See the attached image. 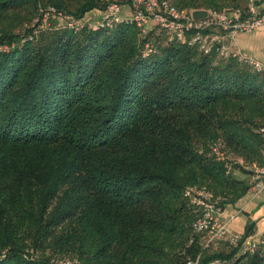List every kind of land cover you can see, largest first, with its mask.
I'll return each mask as SVG.
<instances>
[{
	"label": "trees",
	"instance_id": "1",
	"mask_svg": "<svg viewBox=\"0 0 264 264\" xmlns=\"http://www.w3.org/2000/svg\"><path fill=\"white\" fill-rule=\"evenodd\" d=\"M171 1L191 12L250 4ZM105 4L0 0V264H186L201 253L264 264L263 244L204 249L200 210L184 197L207 185L224 206L251 190V171L212 146L222 139L224 153L264 163V70L157 24L74 32L39 17L53 6L86 18Z\"/></svg>",
	"mask_w": 264,
	"mask_h": 264
},
{
	"label": "built area",
	"instance_id": "2",
	"mask_svg": "<svg viewBox=\"0 0 264 264\" xmlns=\"http://www.w3.org/2000/svg\"><path fill=\"white\" fill-rule=\"evenodd\" d=\"M105 8L98 19L92 15L78 18L72 14L57 11L55 7L41 9L39 17L43 22H49L51 16L59 19V24L79 32L87 25L94 30L111 28L121 22L136 23L145 28L152 21L166 29L172 37L190 46H198L200 50L209 53L214 48L220 55L235 56L251 64L257 70H264V64L259 60L243 54L237 44L235 36L238 33L249 32L264 26V0H250L249 13L240 9L231 11L208 10V14L201 18H194L193 11L179 8L171 0H133L132 13L124 15L120 2L104 0ZM258 6L261 9L257 8ZM37 17L35 20H39ZM264 137V127L261 129ZM212 152L219 160H226L218 143H213ZM230 160H233L232 158ZM251 171V189L264 192V163L251 166L242 159H236ZM231 163L228 161V171ZM184 197L188 203L200 210V214L193 221V230L200 234L204 249H217L224 243L240 245L243 252H254L260 245H264V229L244 238L231 231L230 224L235 215L223 219V197L217 195L207 185H189L184 190ZM57 261V260H56ZM56 264H82L79 257L62 258ZM186 264H223L220 259H213L202 263V253L197 257H189Z\"/></svg>",
	"mask_w": 264,
	"mask_h": 264
},
{
	"label": "crops",
	"instance_id": "3",
	"mask_svg": "<svg viewBox=\"0 0 264 264\" xmlns=\"http://www.w3.org/2000/svg\"><path fill=\"white\" fill-rule=\"evenodd\" d=\"M257 8L261 9L260 6ZM242 12L249 13L250 5L247 9H240ZM122 13L130 15L132 9L124 6ZM101 15L100 11L92 13L94 20L98 19ZM240 51L248 56H251L264 64V26L260 29L238 33L235 36ZM238 175H244L237 172ZM251 185V179L249 177ZM223 219H228L230 216L235 215V218L230 224L232 232L238 235H245L248 226L254 223V233L264 229V192H256L252 189L235 203L227 202L224 205Z\"/></svg>",
	"mask_w": 264,
	"mask_h": 264
},
{
	"label": "rangeland",
	"instance_id": "4",
	"mask_svg": "<svg viewBox=\"0 0 264 264\" xmlns=\"http://www.w3.org/2000/svg\"><path fill=\"white\" fill-rule=\"evenodd\" d=\"M114 1H117L118 2V0H114ZM120 1V3L122 4V7H123V5H129L128 4V2H126L125 0H119ZM128 8H129V6H128ZM40 11H41V9H40ZM41 13V12H40ZM36 22V20L34 21V23ZM11 24V23H10ZM154 24H156L155 22H151L149 25H148V27L150 26V25H154ZM50 27V26H52V25H50L49 24V22H43V27ZM15 30L16 31H20L19 30V27H17V28H15ZM217 143H218V145H219V147L221 146V147H223L224 146V142H223V140L222 139H218L217 140ZM224 156L225 157H229V158H232L233 159V161H236V159H242V158H240V157H238V156H235V155H233V154H228V152H225L224 153ZM243 160V159H242ZM237 163H240V162H237ZM238 170V171H237ZM236 171L237 172H239V171H241V170H239V169H236ZM243 171H244V169H243ZM240 173H242V172H240ZM76 255H73V256H71V255H66V256H62L61 258L59 257V258H57L56 260L57 261H59V260H61L62 258H68V257H75ZM57 261H55V263H57Z\"/></svg>",
	"mask_w": 264,
	"mask_h": 264
},
{
	"label": "water",
	"instance_id": "5",
	"mask_svg": "<svg viewBox=\"0 0 264 264\" xmlns=\"http://www.w3.org/2000/svg\"><path fill=\"white\" fill-rule=\"evenodd\" d=\"M208 14V10L207 9H196L193 11V17L194 18H201L204 17Z\"/></svg>",
	"mask_w": 264,
	"mask_h": 264
}]
</instances>
